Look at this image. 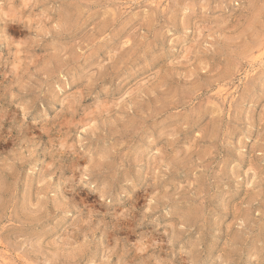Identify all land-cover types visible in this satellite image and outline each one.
<instances>
[{
	"label": "rangeland",
	"instance_id": "374dc122",
	"mask_svg": "<svg viewBox=\"0 0 264 264\" xmlns=\"http://www.w3.org/2000/svg\"><path fill=\"white\" fill-rule=\"evenodd\" d=\"M0 264H264V0H0Z\"/></svg>",
	"mask_w": 264,
	"mask_h": 264
}]
</instances>
